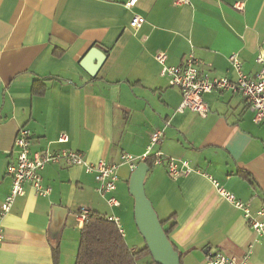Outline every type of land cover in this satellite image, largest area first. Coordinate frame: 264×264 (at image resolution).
<instances>
[{
	"label": "crops",
	"instance_id": "obj_1",
	"mask_svg": "<svg viewBox=\"0 0 264 264\" xmlns=\"http://www.w3.org/2000/svg\"><path fill=\"white\" fill-rule=\"evenodd\" d=\"M128 1L0 0V207L11 191L7 167L21 128L32 133V156L75 150L91 164L141 156L153 132L163 130V145L154 151L196 171L172 180L165 164L153 166L144 184L165 228L176 226L171 239L182 264H204L214 251L242 256L250 245L248 264H264V237L204 177L250 203L255 215L264 207V127L254 123L245 97L229 92L205 96L211 110L205 119L179 113L182 93L155 60L165 53L166 65L178 67L193 53L211 77L235 81L230 58L237 56L243 72L255 76L264 0H138L130 9ZM135 16L145 19L138 30L130 28ZM96 47L103 54L100 66L98 57L86 65L91 76L82 64ZM61 135L67 143H57ZM118 173L117 189L103 196L83 167L47 166L43 185L50 195L37 197L27 186L2 220L0 264H75L84 212L117 218L128 247L142 249L132 171L123 165ZM110 198L119 206H110Z\"/></svg>",
	"mask_w": 264,
	"mask_h": 264
},
{
	"label": "built area",
	"instance_id": "obj_2",
	"mask_svg": "<svg viewBox=\"0 0 264 264\" xmlns=\"http://www.w3.org/2000/svg\"><path fill=\"white\" fill-rule=\"evenodd\" d=\"M137 2L138 0H129L125 6L130 9ZM177 3L187 4L188 1L177 0ZM235 8L239 12H244L243 3H237ZM143 24H145V19L141 16H135L130 23V28L138 30ZM155 60L162 66L161 76L168 80L170 87L177 88L182 93L183 99L178 108L179 113L189 110L205 119L211 112L205 96L213 92H229L244 96L248 102L249 110L254 114V123L264 127V45L261 47L256 60L261 69L255 76H250L243 72L242 63L237 56L230 58L233 69L237 73L235 81L227 78L211 77L203 70L201 63L193 53L187 55L184 63L178 67L166 65L167 56L165 53L157 54ZM67 142L68 137L66 135H61L57 141L58 144ZM163 142V130H156L151 135L150 144L145 154L141 156L123 154L121 156V164L108 163L103 160L96 164H91L85 160L81 152L75 150L52 152L47 148L32 156V133L26 128L19 129L12 152V154H15V158L7 167V175L12 182L11 191L0 207V247L4 241L2 220L12 211L16 200L26 195V187H32L37 197L44 198L50 195L51 190L43 185L42 175L45 168L49 165L63 163L70 167H83L87 174L95 175L98 183L97 191L103 196L111 194L117 189L119 182L118 172L123 165L129 166L130 170L134 171L139 163H146V161H152L153 166L165 164L167 174L172 180L196 173L188 161L165 159L160 150L154 151V149L161 147ZM204 177L212 182L223 199L244 214L249 227L259 237H264V222L261 220L264 218V207L254 215L250 203H243L237 200L232 193L219 187L211 176L206 174ZM107 203L112 207L119 206V202L115 198H110ZM86 217L87 212H84L82 214L83 222H85ZM109 221L114 222L124 236L119 220L117 218H109ZM252 254L253 246L251 245L242 256H229L217 251L209 252L206 255L204 264H248Z\"/></svg>",
	"mask_w": 264,
	"mask_h": 264
},
{
	"label": "trees",
	"instance_id": "obj_3",
	"mask_svg": "<svg viewBox=\"0 0 264 264\" xmlns=\"http://www.w3.org/2000/svg\"><path fill=\"white\" fill-rule=\"evenodd\" d=\"M146 164L152 169V161H146ZM161 224L177 251L171 239L176 226L172 225L166 229V222L161 221ZM53 251L58 255V246ZM180 256L182 264V255ZM146 258L152 259L147 246L138 251L131 250L114 222L97 212H87L75 264H140ZM152 264H156L153 259Z\"/></svg>",
	"mask_w": 264,
	"mask_h": 264
},
{
	"label": "water",
	"instance_id": "obj_4",
	"mask_svg": "<svg viewBox=\"0 0 264 264\" xmlns=\"http://www.w3.org/2000/svg\"><path fill=\"white\" fill-rule=\"evenodd\" d=\"M102 51L96 47L91 50L84 60L82 67L91 75L86 65H90V61L94 57L97 66H100ZM96 67L93 69L95 70ZM150 168L146 163H139L132 171L129 180V193L135 200V222L136 226L145 240L146 246L150 251L151 257L156 264H181V256L175 250L173 244L167 237L158 214L156 213L151 201L145 192V179Z\"/></svg>",
	"mask_w": 264,
	"mask_h": 264
},
{
	"label": "rangeland",
	"instance_id": "obj_5",
	"mask_svg": "<svg viewBox=\"0 0 264 264\" xmlns=\"http://www.w3.org/2000/svg\"><path fill=\"white\" fill-rule=\"evenodd\" d=\"M142 237V236H141ZM143 238V237H142ZM146 247V243H145V245H144V247H142V249H144ZM133 249V248H132ZM134 249H136L137 251L138 250H141L140 248H134Z\"/></svg>",
	"mask_w": 264,
	"mask_h": 264
}]
</instances>
